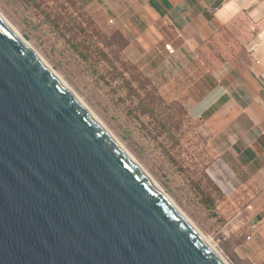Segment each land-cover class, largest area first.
Masks as SVG:
<instances>
[{
	"label": "water",
	"instance_id": "water-1",
	"mask_svg": "<svg viewBox=\"0 0 264 264\" xmlns=\"http://www.w3.org/2000/svg\"><path fill=\"white\" fill-rule=\"evenodd\" d=\"M0 264H223L1 17Z\"/></svg>",
	"mask_w": 264,
	"mask_h": 264
},
{
	"label": "crops",
	"instance_id": "crops-1",
	"mask_svg": "<svg viewBox=\"0 0 264 264\" xmlns=\"http://www.w3.org/2000/svg\"><path fill=\"white\" fill-rule=\"evenodd\" d=\"M79 1L112 19L128 39L125 55L186 107L246 256L264 264V0ZM238 17L252 27L245 59L208 67L197 49Z\"/></svg>",
	"mask_w": 264,
	"mask_h": 264
},
{
	"label": "rangeland",
	"instance_id": "rangeland-1",
	"mask_svg": "<svg viewBox=\"0 0 264 264\" xmlns=\"http://www.w3.org/2000/svg\"><path fill=\"white\" fill-rule=\"evenodd\" d=\"M0 13L230 264H252L246 256L244 235L234 230L208 173L209 157L198 129L188 112H176L166 127L142 111L137 93L128 84L131 81L144 95L132 76L136 70L125 66L112 51L117 47L112 38L118 29L110 19L79 0H0ZM250 32L248 19L238 17L206 42L201 48L203 58L198 56L212 69L239 65ZM105 38L112 45L108 47ZM149 80L167 103L176 100L166 98Z\"/></svg>",
	"mask_w": 264,
	"mask_h": 264
},
{
	"label": "trees",
	"instance_id": "trees-1",
	"mask_svg": "<svg viewBox=\"0 0 264 264\" xmlns=\"http://www.w3.org/2000/svg\"><path fill=\"white\" fill-rule=\"evenodd\" d=\"M223 28V27H222ZM221 28V29H222ZM216 34V33H215ZM114 37L112 40L104 39V43L109 47V45H112V42L116 43L117 47L113 48L112 51H114L116 58L125 64V66L131 68H134L136 70L133 71L132 75L134 80L138 82V85L140 86L141 90H143L144 95L140 94L138 91L132 87L131 81L128 82L130 88L133 89L135 93H137L139 97V104L142 109V111L152 118L157 119L158 121L162 122L163 125L166 127L168 124H171L173 121V118L176 114V112H182L187 113V109L184 105H182L179 101L173 100L170 103H167L166 99L158 92L157 88L151 83L149 78L142 73V71L137 67L135 63H133L124 53V49L126 45L128 44V39L124 36V34L118 29L115 31ZM214 36V35H213ZM211 36L210 39L213 37ZM91 39V38H90ZM208 39L207 41H209ZM112 41V42H111ZM205 41L198 49V55H200L202 58L201 48L206 44ZM123 51V53H121ZM101 52L104 57H107V53L101 49ZM246 56V51H245ZM245 59V58H244ZM216 189L220 193L221 196L222 192L220 188L214 183Z\"/></svg>",
	"mask_w": 264,
	"mask_h": 264
},
{
	"label": "bare ground",
	"instance_id": "bare-ground-1",
	"mask_svg": "<svg viewBox=\"0 0 264 264\" xmlns=\"http://www.w3.org/2000/svg\"><path fill=\"white\" fill-rule=\"evenodd\" d=\"M0 17L2 20L14 31L16 32L32 49L33 47L29 44V42L22 36L11 24L8 22L3 15L0 13ZM34 50V49H33ZM35 51V50H34ZM36 52V51H35ZM37 53V52H36ZM38 54V53H37ZM39 55V54H38ZM40 56V55H39ZM41 57V56H40ZM42 58V57H41ZM42 60L50 67V69L58 76V78L65 84V86L71 91V93L77 98V100L84 106V108L104 127L107 133L132 157L141 171L145 174V176L149 179V181L153 184L156 190L161 194V196L168 201L171 206L182 216V218L189 224L197 237L206 245V247L211 250V252L223 263L230 264L226 257L221 253V251L208 239L191 221L190 219L175 205L172 199L168 196V194L158 185V183L148 174V172L138 163V161L132 156V154L122 145V143L112 134V132L100 121V119L90 110V108L82 101V99L67 85V83L62 80L60 75L42 58Z\"/></svg>",
	"mask_w": 264,
	"mask_h": 264
},
{
	"label": "built area",
	"instance_id": "built-area-1",
	"mask_svg": "<svg viewBox=\"0 0 264 264\" xmlns=\"http://www.w3.org/2000/svg\"><path fill=\"white\" fill-rule=\"evenodd\" d=\"M110 22H112V19H110ZM166 49H167L168 51H172V46H171V44H167V45H166Z\"/></svg>",
	"mask_w": 264,
	"mask_h": 264
}]
</instances>
